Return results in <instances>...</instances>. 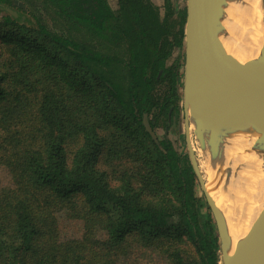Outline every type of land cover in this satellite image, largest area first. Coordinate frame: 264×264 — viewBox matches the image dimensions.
Instances as JSON below:
<instances>
[{"label": "trees", "instance_id": "1", "mask_svg": "<svg viewBox=\"0 0 264 264\" xmlns=\"http://www.w3.org/2000/svg\"><path fill=\"white\" fill-rule=\"evenodd\" d=\"M163 1L0 0L25 16L0 10V264H223L189 154L159 133L183 113L187 16Z\"/></svg>", "mask_w": 264, "mask_h": 264}, {"label": "water", "instance_id": "2", "mask_svg": "<svg viewBox=\"0 0 264 264\" xmlns=\"http://www.w3.org/2000/svg\"><path fill=\"white\" fill-rule=\"evenodd\" d=\"M264 2V0H263ZM225 0H187V16L185 24L184 46V76L182 83V107L185 116L188 154L194 172L205 194L207 204L214 218L219 237L221 258L223 264H264V177L262 189L252 191L246 188L222 205L214 196L208 195L204 189L205 179L201 174L196 154L190 139L192 121L185 108L186 81L196 82V92L192 103L204 104L209 98L222 96L235 101H246L256 105V114L261 117L257 132L260 134L259 148L264 146V18L261 20L260 33L248 45L237 44L229 35L223 24L226 14ZM264 11V3L262 4ZM0 10H7L16 17L25 18L19 11L0 3ZM234 49L229 51L227 46ZM243 58L240 60L235 52ZM193 105V106H196ZM219 118L205 123H193L199 136L203 152L214 151L223 141L217 123ZM148 131L156 137L151 124L144 116ZM241 116L235 121L237 127L242 125ZM248 128L242 125V129ZM261 140L263 143H261ZM264 151V147H262ZM248 208L256 209L254 220L252 213H246ZM232 210V211H231ZM247 215V216H246ZM253 220L248 231L239 239H235L230 222L236 217H246Z\"/></svg>", "mask_w": 264, "mask_h": 264}, {"label": "bare ground", "instance_id": "3", "mask_svg": "<svg viewBox=\"0 0 264 264\" xmlns=\"http://www.w3.org/2000/svg\"><path fill=\"white\" fill-rule=\"evenodd\" d=\"M225 1L228 7L225 17H223V24L231 38L244 47L256 39L260 33L261 20L264 18L262 2L261 0ZM227 48L230 52H234L231 45H228ZM235 54L242 61L251 59L243 58L238 51ZM186 85L184 99H192L197 88L196 82L194 80L186 81ZM256 110L257 107L253 103L235 101L222 96L209 98L206 103L193 106L190 109L192 122L194 124L197 122V125L200 118L205 124V119L211 122L219 118V115L221 118L217 122L219 123V125L217 124L218 131L223 139L221 146L217 151H204V160L209 166L206 174L199 166L205 178L206 193L214 196L220 205L231 201L237 193L245 188L250 191L262 189L261 181L264 177L262 147L264 146L260 149L257 144V142L260 144V134L257 130L261 117L256 114ZM239 116L242 118V125L248 127L245 130L242 129V125L237 127L235 124ZM261 143H263L262 140ZM198 163L201 164L199 160ZM249 212L252 213L254 220L256 209L248 208L246 213ZM252 219L250 215L247 220L246 217L235 216L233 218L230 225L235 239H239L248 231L253 222Z\"/></svg>", "mask_w": 264, "mask_h": 264}, {"label": "rangeland", "instance_id": "4", "mask_svg": "<svg viewBox=\"0 0 264 264\" xmlns=\"http://www.w3.org/2000/svg\"><path fill=\"white\" fill-rule=\"evenodd\" d=\"M173 1L179 7L186 8L187 0H173ZM109 2L111 4V6L115 7L116 0H109ZM154 2H156L158 5H160L162 11H164V9H163L164 1L163 0H154ZM261 2H262V4L264 3L263 0H261ZM46 20H47V23L53 29L60 30V28H61V26H60L61 21L60 20L54 19L52 16H49V15H47ZM185 84H186V82H185ZM185 88H186V86H185ZM192 100H193V98L192 99L189 98L188 100L185 99L186 106H187L186 110L189 113V117H190L191 121H192V118H191L190 109L194 105L193 103H192L193 105H190ZM193 113H194V111H193ZM200 122L202 123L201 118L198 120V124ZM159 133L161 135L167 134L179 152L184 153V154H186V153L188 154V150H187L188 149V142H187V137H186V126H185L184 113H182L179 118L175 117V120L173 121V124H172L171 128L169 129V131L166 132L164 127H160ZM190 139H191L193 151L196 154L197 159L201 162V164H199V166L204 171V174H206L209 166H208V163L204 160L205 153L203 152V148L201 146V142H200L199 136L197 134V131H196L194 125H191V127H190ZM206 150H208V149H206ZM201 174L203 176L202 171H201ZM1 177H2V179L6 178V180L7 179L9 180V175L6 177L5 173L1 174ZM203 178H204V176H203ZM197 182H198L197 186H196L197 193H198V195L202 196V195H204V192L200 186L198 178H197ZM205 209L206 208H204V211H206ZM80 227H81V225L78 224L77 222L69 221L67 223L66 230L62 229V236H64V237L75 236L78 233ZM61 228H62V225H61ZM133 260L134 261H131L129 263L130 264H168L167 261L164 259V257H160V256H158V255H156L150 251H147L145 249H140V248H137L135 250V253L133 254Z\"/></svg>", "mask_w": 264, "mask_h": 264}]
</instances>
